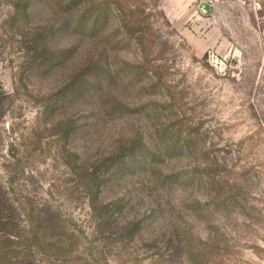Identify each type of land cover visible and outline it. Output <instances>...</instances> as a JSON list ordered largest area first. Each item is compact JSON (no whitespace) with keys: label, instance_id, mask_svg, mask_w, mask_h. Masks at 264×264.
I'll return each instance as SVG.
<instances>
[{"label":"rangeland","instance_id":"obj_1","mask_svg":"<svg viewBox=\"0 0 264 264\" xmlns=\"http://www.w3.org/2000/svg\"><path fill=\"white\" fill-rule=\"evenodd\" d=\"M26 1L0 0L9 263L264 264V0Z\"/></svg>","mask_w":264,"mask_h":264},{"label":"trees","instance_id":"obj_2","mask_svg":"<svg viewBox=\"0 0 264 264\" xmlns=\"http://www.w3.org/2000/svg\"><path fill=\"white\" fill-rule=\"evenodd\" d=\"M21 3H22V5L20 6V9L22 10V12H21L22 17H25L26 15L31 14V11L28 12V10H30V9H29V6H28V2H27L26 0H21ZM120 6H121V5H120ZM120 6L117 7V11H118V13H119V12L121 13V15H120V17H121L122 14H123V9H121ZM105 9H106V8H105ZM132 10H133V9H131V11H132ZM28 13H29V14H28ZM132 13H133V11H132ZM19 14H20V13H19ZM127 16H128V17H127ZM26 18H27V16L25 17V19H26ZM122 18H123V20H122L123 26H124L126 29L132 27V21H131L129 15H126V13H125V14H123ZM83 20H84V18H80V19L78 20V24L81 25V26L84 25L85 22H83ZM86 22H87V20H86ZM89 22H90V20H89ZM80 23H81V24H80ZM91 26H92V29H91V30H94V29L97 28V26H98L97 19L95 20V22H92ZM43 46H44V45H43L41 42H39V43L36 45V49H37L38 51H43ZM60 125L63 126V127H62V130L65 131L67 137H70L71 134L74 133V132L76 131V126H75V123H74L73 121H67V122H65V123H63V124L60 123ZM64 125H65V126H64ZM8 211H9V210H8L7 207H6V202H4V200H3L2 197L0 196V231H1V229L7 230V227L14 226L13 224L10 223L8 217L4 215V213H5V212H8ZM9 232H11V231H9ZM11 233H12V232H11ZM12 234H13V233H12ZM7 246H8V248H6V247H2V248H0V263H1V261H3V260H6L8 263L11 262V260H10V258H9V257H10L9 255L11 254V250H10L11 246H10V245H7ZM9 264H10V263H9ZM11 264H19V263H18V262H17V263L12 262Z\"/></svg>","mask_w":264,"mask_h":264},{"label":"water","instance_id":"obj_3","mask_svg":"<svg viewBox=\"0 0 264 264\" xmlns=\"http://www.w3.org/2000/svg\"><path fill=\"white\" fill-rule=\"evenodd\" d=\"M200 9L203 11V13H204L205 15H208V14L211 13V6H210V4L207 3V2H202V3L200 4Z\"/></svg>","mask_w":264,"mask_h":264}]
</instances>
